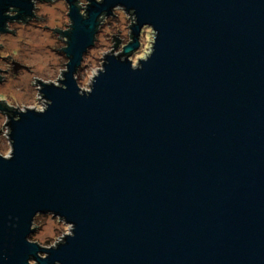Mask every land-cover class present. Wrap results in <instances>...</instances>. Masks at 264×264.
Masks as SVG:
<instances>
[{
	"label": "water",
	"instance_id": "obj_1",
	"mask_svg": "<svg viewBox=\"0 0 264 264\" xmlns=\"http://www.w3.org/2000/svg\"><path fill=\"white\" fill-rule=\"evenodd\" d=\"M105 2L69 12L68 90L47 86L48 112L9 124L0 264L44 251L25 237L49 210L75 222L76 237L40 264H264V0ZM116 2L136 10L133 42L144 23L159 30L155 55L140 71L108 57L81 97L72 74ZM31 9L3 0L0 15Z\"/></svg>",
	"mask_w": 264,
	"mask_h": 264
},
{
	"label": "clouds",
	"instance_id": "obj_2",
	"mask_svg": "<svg viewBox=\"0 0 264 264\" xmlns=\"http://www.w3.org/2000/svg\"><path fill=\"white\" fill-rule=\"evenodd\" d=\"M29 2L32 5L31 12L39 18L31 26L18 25L15 29L10 28L4 32L3 28L7 22H3L4 12L0 15L2 22L0 23V81H2L0 104L6 105L7 109L16 110V116L11 120L7 115L0 114V159L4 161L13 160L16 154L14 129L12 126L9 127V124L19 123L22 116L29 112L46 114L54 103L47 97L45 92L47 86L68 90L65 73H69V65L59 51L65 49L68 42L71 44V37L75 32V26L69 31L73 28L72 20H74L69 16V12L72 13L75 6L79 16L86 17L93 0L91 4L89 0H79V7L76 6V0H72L71 3L70 0H50V2L29 0ZM2 3L3 0H0V8ZM105 3V0H95L96 5ZM103 12L97 17H101ZM101 19L103 27L98 40L95 39V29L92 46L81 53L78 65L83 71L77 73L75 70L72 74L78 95L81 97H90L93 94L98 79L102 74L107 73L106 66L110 63L108 57L119 59L121 63L127 62L131 71H140L156 52L159 30L151 23H144L140 26L133 42L131 38L133 22L137 21L135 26H138L139 18L136 10H129L124 2L114 3L111 16ZM60 33L64 34L63 41L60 39ZM134 44L137 46L132 47ZM69 48L70 46L66 50ZM13 65L15 67L19 65L15 75L12 74ZM41 215L46 216L47 220L37 224L36 218ZM9 219L11 220L12 217ZM16 219L19 220V217ZM76 229V223L65 215L58 214L54 210L46 213L37 211L30 222L29 234L25 237V241L44 251L29 256L26 264H40L41 261L48 260L50 250H57L61 245H65L68 238L75 239ZM54 264H61V261L57 259Z\"/></svg>",
	"mask_w": 264,
	"mask_h": 264
},
{
	"label": "flooded vegetation",
	"instance_id": "obj_3",
	"mask_svg": "<svg viewBox=\"0 0 264 264\" xmlns=\"http://www.w3.org/2000/svg\"><path fill=\"white\" fill-rule=\"evenodd\" d=\"M45 2H50V1H45ZM18 13L15 11V9H11V11L9 12V16H16ZM38 17L35 16V15H32V16H29L27 17L26 19H23V18H20L19 20L18 19H9L7 21V24H6V27H5V30L4 32H7L10 28L11 29H15V25H25V26H28V25H33L35 21H38ZM70 30V29H69ZM13 35L15 34V32L13 31L12 33ZM60 35V39L63 41L64 39V36L62 33L59 34ZM132 38V37H131ZM67 46V44H66ZM61 54L64 52V49L63 50H60ZM65 53V52H64ZM66 55V53H65ZM67 57V55H66ZM67 60L69 62V58L67 57ZM67 62V64H68ZM16 68L18 70L19 68V65H17L15 67V65L12 66V74L15 75V71H16ZM79 70V69H78ZM78 73V71H77ZM2 82V81H0ZM15 109H7L6 105H3V104H0V114L2 115H7L10 119V116H11V113L12 111H14Z\"/></svg>",
	"mask_w": 264,
	"mask_h": 264
},
{
	"label": "rangeland",
	"instance_id": "obj_4",
	"mask_svg": "<svg viewBox=\"0 0 264 264\" xmlns=\"http://www.w3.org/2000/svg\"><path fill=\"white\" fill-rule=\"evenodd\" d=\"M39 2H45V1H39ZM108 17H110V16H108ZM108 17L105 16L104 18H108ZM111 18H112V19H115V17H111ZM36 22H37V21H35L34 24H35ZM109 23H111V20L109 21ZM16 26H18V25H15V27H16ZM28 26H31V25H28ZM15 27H14V28H15ZM102 27H103V22H102V25H101V27H100L98 33H97V39H96V40H98L99 34H100L101 30H102ZM61 41H62V40H61ZM113 42H114V41H113ZM59 54H61L60 51H59ZM61 55L63 56L64 61L67 63L68 60H67V57H66L65 53L63 52ZM82 71H83V68L80 66V67H79V70H78V73H79V72H82ZM46 220H47V217L44 216V215H41V216H39V217L36 218V223H37V224H40L41 222H46Z\"/></svg>",
	"mask_w": 264,
	"mask_h": 264
},
{
	"label": "trees",
	"instance_id": "obj_5",
	"mask_svg": "<svg viewBox=\"0 0 264 264\" xmlns=\"http://www.w3.org/2000/svg\"><path fill=\"white\" fill-rule=\"evenodd\" d=\"M78 3H79V1H78ZM105 16H103V18H104ZM103 22V21H102Z\"/></svg>",
	"mask_w": 264,
	"mask_h": 264
}]
</instances>
